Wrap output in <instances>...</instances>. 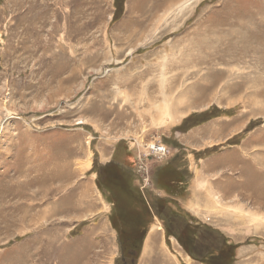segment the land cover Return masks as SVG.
Here are the masks:
<instances>
[{
    "label": "rangeland",
    "instance_id": "374dc122",
    "mask_svg": "<svg viewBox=\"0 0 264 264\" xmlns=\"http://www.w3.org/2000/svg\"><path fill=\"white\" fill-rule=\"evenodd\" d=\"M238 157L264 178V0H0V264H264V182L199 176Z\"/></svg>",
    "mask_w": 264,
    "mask_h": 264
},
{
    "label": "crops",
    "instance_id": "0c3cea01",
    "mask_svg": "<svg viewBox=\"0 0 264 264\" xmlns=\"http://www.w3.org/2000/svg\"><path fill=\"white\" fill-rule=\"evenodd\" d=\"M236 160H234V162L232 161L233 162L232 169L234 167V169H237L239 171L238 172L239 175H238L237 179L234 177H233L234 178L233 179L229 174H225V169H224L225 166L231 167V165H225V163L219 158L216 162H214L212 164L208 163V164L204 165L201 169L199 176L204 177V175L206 174V178L208 179L209 177H207V174L211 175L210 178L212 179V181H214L212 185L216 188L215 189V192H217L216 194L218 195L220 193L223 197H230L231 193H235V195H238V196H241L243 193H244L243 195H245L246 191H248V189H251L254 186L253 184L255 182H257V179H258V182H261L263 184L264 178H263V174L261 171H249V173L246 174V172H247L246 165L244 166L243 165L244 163H241V161H243L242 157H238V159H236ZM171 168H172L171 164L168 163L167 170L173 171L175 173V171L171 170ZM199 170H198V172H199ZM198 172H197V176H196V174L192 176L193 181L191 180L192 181L191 184L195 183V179L198 182V184H200V182H199L200 177L198 176ZM220 172H224V174H219ZM212 174H214V175H212ZM248 176H249V178H248ZM181 183H182V178L179 175L175 174L174 177L171 180H169L168 184H166L165 188L173 194L172 190L168 189V187L171 188L172 187L171 185L173 184L175 192L177 190H179L176 193L179 196L178 198L184 197L183 200H186L185 201L186 204L193 203L192 199H190V198L187 199V197H185L186 194H183V188H182ZM231 185H233V186H231ZM258 187H260V186H258ZM190 189H191V187H190ZM186 190H189V187L188 188L186 187ZM261 192H262V190L260 191V193ZM191 195H193V194L191 193ZM178 200H180V199H178ZM157 213L159 214V216L156 213H153V215L154 216L156 215V217L160 220L162 228L165 227V231H166L165 234H167V235H165V234L163 235L164 239H168L169 235H172L177 240L182 233V232L181 233L179 232L180 227L178 228L176 226L178 217H180V216L174 215L173 218H170L169 216L167 217L166 215H163L161 212H157ZM184 220L186 222V225L184 223V225L182 226V229L186 230L184 232H186V236L188 237V241H190V243H192V245H191V247L186 246V248H183V250L188 254L190 253L193 257L194 256L197 257L196 255L198 253V250H197L198 248L194 249L192 247H194L193 246L194 243L196 241H198V236H199V227L198 226L199 225L191 223L192 222V221H190L191 219H189V220L184 219ZM173 221H176V222H173ZM178 221L182 222L180 220H178ZM163 224H164V226H163ZM168 224L174 225V228H175L174 232H178V235H176L173 231H171L173 227H168ZM211 228H213V227H211ZM114 229L117 232L115 239H116V243L118 245V248L121 249V247H122L123 251L127 250L128 253H130L129 251H133V253H130L131 254L130 256L132 259H135V256L137 255V252H136L137 249L133 246L128 247V241L126 239H124L125 237L124 238L122 237L123 234L119 233L116 230V228H114ZM209 230L214 235H216V233L214 231H212L211 229H209ZM219 231L220 230L217 231L218 232L217 234H220ZM146 235H147L146 233H143L142 242L145 241ZM192 250H193V252H192ZM156 252H158V250ZM166 261L167 260H164L162 254H161V251H160L159 254H154L153 257H148V259L146 261L144 260V263L145 264H148V263H150V264H167ZM195 261L198 262L199 264H210L209 262L207 263L203 260L197 259Z\"/></svg>",
    "mask_w": 264,
    "mask_h": 264
},
{
    "label": "bare ground",
    "instance_id": "6f19581e",
    "mask_svg": "<svg viewBox=\"0 0 264 264\" xmlns=\"http://www.w3.org/2000/svg\"><path fill=\"white\" fill-rule=\"evenodd\" d=\"M187 2H188V1H187ZM183 3H184V2H183ZM183 3H182V4H183ZM185 3H186V2H185ZM212 38H213V39H212L213 41H219V38H220V37L218 38L217 36H213ZM228 44H229V43H228ZM202 45H203V44H202ZM257 46H258V45H257ZM211 47H212V46H211ZM241 48L243 49V47H241ZM204 49H205V56H207V54H208V56H209V55H211L212 53L214 54L215 52H217L216 54L218 55V52H219V51H215L214 48H209L208 46L205 47ZM228 50H229V49L224 50L225 52H223V53H227ZM203 51H204V50H203ZM220 51H221V50H220ZM199 60H202V59H199ZM212 76H214L213 78L216 79V78L218 77V74L215 73V74H213ZM213 78H207V79H209V80L211 79V80H210V83L208 82L207 84H205V86H212L213 83H214V81H215V79H213ZM206 82H207V81H206ZM227 87L230 88V89L233 88V87H231V86H226L225 89H226ZM190 88L192 89V88H194V86L191 85ZM236 88H237V87H236Z\"/></svg>",
    "mask_w": 264,
    "mask_h": 264
},
{
    "label": "built area",
    "instance_id": "2783aa9c",
    "mask_svg": "<svg viewBox=\"0 0 264 264\" xmlns=\"http://www.w3.org/2000/svg\"><path fill=\"white\" fill-rule=\"evenodd\" d=\"M149 150L150 153L159 155L160 157L163 155L165 156L169 152L167 147L158 144L156 145L154 143L149 145Z\"/></svg>",
    "mask_w": 264,
    "mask_h": 264
},
{
    "label": "flooded vegetation",
    "instance_id": "af4514ba",
    "mask_svg": "<svg viewBox=\"0 0 264 264\" xmlns=\"http://www.w3.org/2000/svg\"><path fill=\"white\" fill-rule=\"evenodd\" d=\"M120 252L122 253L123 252V249H122V247H121V249H120ZM130 253H133V251H129Z\"/></svg>",
    "mask_w": 264,
    "mask_h": 264
}]
</instances>
